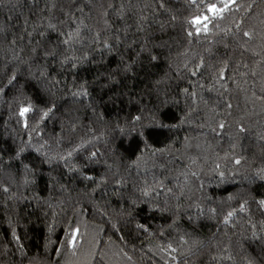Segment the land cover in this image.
I'll return each instance as SVG.
<instances>
[{
	"label": "trees",
	"instance_id": "trees-1",
	"mask_svg": "<svg viewBox=\"0 0 264 264\" xmlns=\"http://www.w3.org/2000/svg\"><path fill=\"white\" fill-rule=\"evenodd\" d=\"M208 3L0 0V264H264V0Z\"/></svg>",
	"mask_w": 264,
	"mask_h": 264
},
{
	"label": "snow or ice",
	"instance_id": "snow-or-ice-1",
	"mask_svg": "<svg viewBox=\"0 0 264 264\" xmlns=\"http://www.w3.org/2000/svg\"><path fill=\"white\" fill-rule=\"evenodd\" d=\"M193 2H195V0H193ZM220 2L223 4L222 7L218 6V4L216 3H208L204 13L194 16L190 21H188V23L194 27L195 32L197 34L201 33L202 31L204 33H207L209 30V24L212 22V20L216 17L221 16L225 11L229 10L230 6L236 3V0H220ZM189 35H192V33L189 32ZM244 35L249 36V33L245 32ZM30 111H32V108L30 106L21 107L18 115L21 118H25L26 114L29 113ZM47 115L48 113L45 112L44 116L46 117ZM221 127H223V125H221ZM241 131H243V129H241ZM236 163L239 164L240 161L237 160ZM260 203L264 204V201H261ZM241 210H243V205H241ZM232 215L233 213L228 214L229 217H231ZM75 235L76 234L73 233L72 235L73 240H75Z\"/></svg>",
	"mask_w": 264,
	"mask_h": 264
}]
</instances>
